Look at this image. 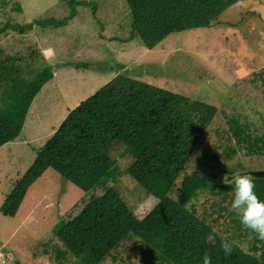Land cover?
Here are the masks:
<instances>
[{"label":"rangeland","instance_id":"374dc122","mask_svg":"<svg viewBox=\"0 0 264 264\" xmlns=\"http://www.w3.org/2000/svg\"><path fill=\"white\" fill-rule=\"evenodd\" d=\"M8 24L24 30L0 31V72L31 80L48 69L52 77L32 101L20 135L0 146V206L68 113L120 74L216 107L170 195L178 196L180 181L193 171L213 177L214 187L200 191L187 208L254 253L252 236L238 229L230 208L233 185L222 178L264 177V155L247 153L231 128L241 127L252 137L264 134V0L236 3L210 28L171 33L152 49L130 38L126 0H0V28ZM108 154L113 179L85 192L47 168L14 216L0 213V264H82L69 253L59 257L64 246L53 227L108 188L139 219L148 214L158 200L127 173L133 157L120 142L112 143ZM144 250V243L130 237L104 263L148 264Z\"/></svg>","mask_w":264,"mask_h":264},{"label":"trees","instance_id":"16d2710c","mask_svg":"<svg viewBox=\"0 0 264 264\" xmlns=\"http://www.w3.org/2000/svg\"><path fill=\"white\" fill-rule=\"evenodd\" d=\"M126 1L130 38L138 37L152 49L171 33L210 28L224 10L243 0ZM7 28L24 30L8 24L0 31ZM51 77L48 69L31 80L0 72V83L7 80L0 93V146L20 135L34 96ZM216 110L214 105L118 74L68 113L14 183L0 213L14 216L29 186L47 168L85 192L113 179L108 149L120 142L133 157L127 173L158 202L139 219L117 191L108 188L90 198L75 216L54 225L53 232L64 246L59 257L69 253L82 264H105L121 242L136 237L145 244L148 264H203L204 252L211 255V264H264V241L239 219L238 229L243 227V234L252 236L254 253L234 242L232 254L226 256L213 228L187 208L200 191L214 187L213 177L193 171L180 181L178 196L170 195ZM231 128L237 140L245 142L247 153L264 155V134L252 137L241 127ZM254 183L256 194L264 200V177L254 178Z\"/></svg>","mask_w":264,"mask_h":264},{"label":"clouds","instance_id":"9594fccd","mask_svg":"<svg viewBox=\"0 0 264 264\" xmlns=\"http://www.w3.org/2000/svg\"><path fill=\"white\" fill-rule=\"evenodd\" d=\"M225 185H233L231 210L239 219L241 225L255 233L256 239L264 241V200L256 194L254 178L250 174H236L233 176L225 175L222 178ZM213 232L219 237L220 248L224 254L231 255L234 242L229 240L228 234L223 231ZM203 264H211L212 257L208 252L202 255Z\"/></svg>","mask_w":264,"mask_h":264},{"label":"crops","instance_id":"0c3cea01","mask_svg":"<svg viewBox=\"0 0 264 264\" xmlns=\"http://www.w3.org/2000/svg\"><path fill=\"white\" fill-rule=\"evenodd\" d=\"M48 81H50V80H48ZM47 81V82H48ZM47 82L45 83V84H43V86L40 88V90H39V92L34 96V98H33V102L36 100V98H37V96H38V94L40 93V91L42 90V88H44L45 86H46V84H47ZM33 102H31V104H30V106H29V108H28V110H27V114H26V116H25V120H24V122H23V126H22V128H25V126H26V119L28 118V116H29V114H30V112H31V109H32V107H33ZM11 141H13V140H11ZM11 141H9V142H11ZM6 143H8V142H6Z\"/></svg>","mask_w":264,"mask_h":264}]
</instances>
